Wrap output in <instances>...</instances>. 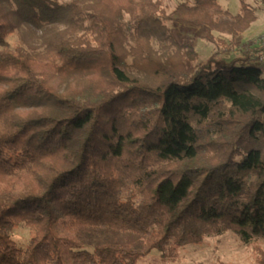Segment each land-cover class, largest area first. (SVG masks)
Masks as SVG:
<instances>
[{"label":"trees","instance_id":"1","mask_svg":"<svg viewBox=\"0 0 264 264\" xmlns=\"http://www.w3.org/2000/svg\"><path fill=\"white\" fill-rule=\"evenodd\" d=\"M256 20L245 0L236 15L218 0L171 13L163 0H0V264H137L226 231L264 239L262 46L195 64L169 25L227 47L214 31ZM23 23L43 31L40 52L9 45ZM89 228L144 244L90 250Z\"/></svg>","mask_w":264,"mask_h":264},{"label":"rangeland","instance_id":"2","mask_svg":"<svg viewBox=\"0 0 264 264\" xmlns=\"http://www.w3.org/2000/svg\"><path fill=\"white\" fill-rule=\"evenodd\" d=\"M62 3H69L73 0H59ZM187 0H163L168 12L171 13L180 3ZM224 10L236 15L241 10V0H218ZM258 15L255 23L239 35H230L214 31V35L227 41L228 46H218L206 38V33L200 27L184 24L177 21L169 23L176 40L181 44L184 51L196 53L195 64L206 62L210 57L216 56L231 60L243 56L249 47H261L264 45V0H245ZM17 7V5H15ZM42 33L40 26L34 24L21 25L20 34L13 33L8 37L11 47L18 43L26 47L32 45L37 51H41ZM28 43V45H27ZM257 54V53H256ZM123 68L142 78L146 75L133 66L129 58ZM48 70V68H46ZM32 230L25 224L20 225L13 231V238L16 243L26 248L30 243ZM82 240L87 249H94L98 244L109 243H130L134 246L144 244V238L131 232H117L109 229H87ZM264 251V239L254 238L248 242L242 241L237 234L226 231L222 234H214L206 237L203 242L189 244L181 247H169L164 252L154 250L142 257L137 264H259L258 258L261 251Z\"/></svg>","mask_w":264,"mask_h":264},{"label":"built area","instance_id":"3","mask_svg":"<svg viewBox=\"0 0 264 264\" xmlns=\"http://www.w3.org/2000/svg\"><path fill=\"white\" fill-rule=\"evenodd\" d=\"M256 56L258 57V59L260 61L264 62V45L262 46V48L257 52Z\"/></svg>","mask_w":264,"mask_h":264},{"label":"crops","instance_id":"4","mask_svg":"<svg viewBox=\"0 0 264 264\" xmlns=\"http://www.w3.org/2000/svg\"><path fill=\"white\" fill-rule=\"evenodd\" d=\"M257 18H258V15H257ZM254 23H255V22H254ZM254 23H253V24H254Z\"/></svg>","mask_w":264,"mask_h":264}]
</instances>
